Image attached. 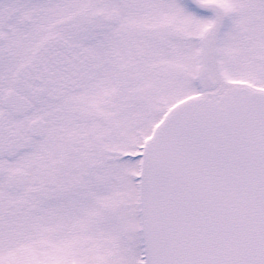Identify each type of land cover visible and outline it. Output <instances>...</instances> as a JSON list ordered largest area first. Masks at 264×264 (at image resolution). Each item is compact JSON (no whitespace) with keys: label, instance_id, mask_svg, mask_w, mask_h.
<instances>
[{"label":"snow or ice","instance_id":"6c2138e0","mask_svg":"<svg viewBox=\"0 0 264 264\" xmlns=\"http://www.w3.org/2000/svg\"><path fill=\"white\" fill-rule=\"evenodd\" d=\"M0 264H264V0H0Z\"/></svg>","mask_w":264,"mask_h":264}]
</instances>
